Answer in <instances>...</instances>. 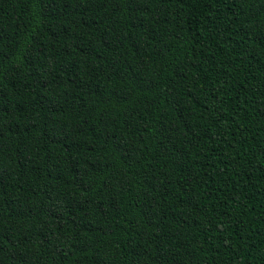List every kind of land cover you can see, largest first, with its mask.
Masks as SVG:
<instances>
[{"label":"trees","instance_id":"obj_1","mask_svg":"<svg viewBox=\"0 0 264 264\" xmlns=\"http://www.w3.org/2000/svg\"><path fill=\"white\" fill-rule=\"evenodd\" d=\"M0 264H264V0H0Z\"/></svg>","mask_w":264,"mask_h":264}]
</instances>
